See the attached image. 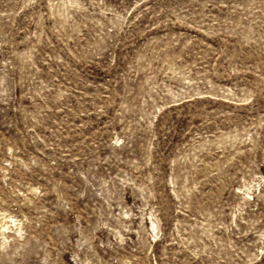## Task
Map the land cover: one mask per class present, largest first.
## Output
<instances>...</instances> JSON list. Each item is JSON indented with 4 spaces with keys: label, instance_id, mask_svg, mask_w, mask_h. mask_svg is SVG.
I'll list each match as a JSON object with an SVG mask.
<instances>
[{
    "label": "rangeland",
    "instance_id": "obj_1",
    "mask_svg": "<svg viewBox=\"0 0 264 264\" xmlns=\"http://www.w3.org/2000/svg\"><path fill=\"white\" fill-rule=\"evenodd\" d=\"M0 264H264V0H0Z\"/></svg>",
    "mask_w": 264,
    "mask_h": 264
}]
</instances>
